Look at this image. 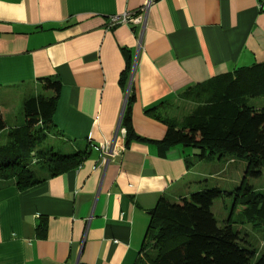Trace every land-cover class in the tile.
Returning a JSON list of instances; mask_svg holds the SVG:
<instances>
[{
    "label": "crops",
    "instance_id": "0c3cea01",
    "mask_svg": "<svg viewBox=\"0 0 264 264\" xmlns=\"http://www.w3.org/2000/svg\"><path fill=\"white\" fill-rule=\"evenodd\" d=\"M146 2L0 0V111L53 97L38 88L57 81L56 138L65 153L89 151L79 167L29 189L0 188V264H137L160 198L236 162L161 145L167 125L145 112L180 120L193 107L187 92L264 63V0H154L138 37L129 25L109 27ZM129 96L140 139L125 141L117 126ZM202 161L214 171L195 172Z\"/></svg>",
    "mask_w": 264,
    "mask_h": 264
},
{
    "label": "trees",
    "instance_id": "16d2710c",
    "mask_svg": "<svg viewBox=\"0 0 264 264\" xmlns=\"http://www.w3.org/2000/svg\"><path fill=\"white\" fill-rule=\"evenodd\" d=\"M42 82V88L53 91L54 95L26 99L22 104L21 126L9 129L6 114L0 111V188L12 182L24 191L47 177L79 167L89 155L88 147L72 153L43 147L48 137L56 134L52 115L60 83L50 79ZM184 96L193 107L180 120L162 119L155 115V108L145 112L167 125L160 144L198 149L199 153L194 156L199 160L227 156L242 160L246 163L244 176L234 195L199 181L189 182L186 193L172 201L160 198L150 212L149 232L141 249L145 257L142 261L147 259L148 264H264V256L257 259L255 248L240 237V232L229 222L219 226L212 212L216 199L233 195L235 206H243L249 219L264 222V195L246 182L247 176L260 177L264 167V107L250 104L252 99L264 98V63L217 76ZM126 100L121 120L124 139H140L131 124L132 97Z\"/></svg>",
    "mask_w": 264,
    "mask_h": 264
},
{
    "label": "rangeland",
    "instance_id": "374dc122",
    "mask_svg": "<svg viewBox=\"0 0 264 264\" xmlns=\"http://www.w3.org/2000/svg\"><path fill=\"white\" fill-rule=\"evenodd\" d=\"M38 91L42 95H49V92L43 90L42 87H39ZM250 104L257 108L264 107V98H256L250 100ZM18 105L15 103L10 111H6L8 115L10 112V115L6 116V123L9 129L21 126L24 122L22 105H20V103H18ZM189 106V109L191 110L192 107L191 105ZM45 146L47 148L51 147L55 152L61 151L62 153H65L68 149L64 143L56 138L55 134H51V136L48 137L43 147ZM188 148L193 149L191 147ZM197 153H199V150H196V154ZM189 155H191L192 159L194 158L192 157V153H190ZM234 160H236V162L232 164H226L223 160L220 161L219 166L217 167L223 168L225 166V168H223L222 170L227 169V172L213 179L208 178L209 181L206 182V185L208 187H219V189L231 192L233 193V195L238 193V191L236 190L242 182L246 163L242 160ZM207 162L209 161L207 160ZM197 163L199 164L196 166L195 172H198L199 175H203L201 173H206L208 175V171H214L213 169H210L211 164L207 167L206 162L202 161ZM222 170L220 172H222ZM234 170L236 171L234 172ZM194 178L197 179L198 176H195ZM246 182L253 188L254 191L264 195V167L261 170L260 177L253 178L247 176ZM233 195L228 196L224 199H216L213 203L212 212L219 226H223L226 222H229L235 230H238L240 232V237L248 241L253 246V248H255L258 259L260 256H264V222L258 219H249L248 215H246L244 212L245 208L243 206H235L236 202L234 200L236 197ZM142 260H145L144 254L142 255L140 261ZM145 262H147L148 264L149 261L146 259ZM145 262L142 261L140 264H146Z\"/></svg>",
    "mask_w": 264,
    "mask_h": 264
},
{
    "label": "built area",
    "instance_id": "2783aa9c",
    "mask_svg": "<svg viewBox=\"0 0 264 264\" xmlns=\"http://www.w3.org/2000/svg\"><path fill=\"white\" fill-rule=\"evenodd\" d=\"M153 1L154 0H147V2L141 8H139L138 10L134 12H123L121 14L111 16L109 19V27H115L119 25L120 26L129 25L133 28V33L137 35L138 37V34L135 28L137 27L141 29L144 28L145 21H146V15ZM138 46L140 47V40H138ZM118 131H119L120 136L124 137L125 129L119 128Z\"/></svg>",
    "mask_w": 264,
    "mask_h": 264
},
{
    "label": "water",
    "instance_id": "95a60500",
    "mask_svg": "<svg viewBox=\"0 0 264 264\" xmlns=\"http://www.w3.org/2000/svg\"><path fill=\"white\" fill-rule=\"evenodd\" d=\"M128 93H129V89L127 90V96H128ZM124 109H125V104H124V107H123L122 112H121L120 121H119L118 126H117V132H118V130L120 128V125H121V120H122V117H123Z\"/></svg>",
    "mask_w": 264,
    "mask_h": 264
}]
</instances>
